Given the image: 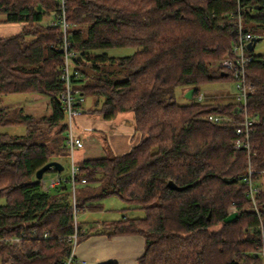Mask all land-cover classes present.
Wrapping results in <instances>:
<instances>
[{"label":"trees","instance_id":"trees-1","mask_svg":"<svg viewBox=\"0 0 264 264\" xmlns=\"http://www.w3.org/2000/svg\"><path fill=\"white\" fill-rule=\"evenodd\" d=\"M237 9L247 32L264 27V0H65L80 73L74 90L100 103L89 114L103 120L131 113L139 135L121 155L76 163L78 180H85L76 185V216L102 209L109 196L140 209L141 216L106 226L108 237L144 238L138 264L264 263L262 55L249 51L257 59L245 68L254 85L246 98L249 150L233 146L241 120L234 101L196 100L201 87L232 80L218 63L234 42ZM58 13V0H0L3 22L23 24L0 37V96L37 93L49 106L47 114L33 116L0 104V128L25 126L23 135L0 132V264H66L73 251L66 238L74 231L69 179L45 191L35 178L46 163L68 156ZM124 47L136 51L118 58L104 52ZM179 88L194 89L185 103L175 100ZM208 115L230 120L212 123ZM168 181L186 188L171 189ZM231 206L237 217L224 223ZM77 229V243L93 233L79 222Z\"/></svg>","mask_w":264,"mask_h":264},{"label":"rangeland","instance_id":"rangeland-1","mask_svg":"<svg viewBox=\"0 0 264 264\" xmlns=\"http://www.w3.org/2000/svg\"><path fill=\"white\" fill-rule=\"evenodd\" d=\"M52 19L51 15L45 16L44 22H49ZM23 27V26H22ZM249 31L253 35V38H258L259 40L254 44V48L252 50V54L264 55V27H252L248 26ZM20 25L18 23H6L3 22V16L0 15V37L11 36L14 35V31L18 30ZM10 29H14L13 32ZM16 34V33H15ZM136 51L134 47H124V48H112L105 50L104 52L114 58L125 57L132 55ZM236 85L233 80H228L225 82H216L212 84L205 85L200 88L199 94L203 95V101L213 102V101H224L226 99H231L234 101V96L236 94ZM206 98V99H205ZM211 99V100H208ZM175 100L177 103H185L187 102V98L185 97L184 89L179 88L175 91ZM198 100V96L197 99ZM200 101V100H199ZM95 99L92 97H87L84 99L83 109L87 110H99L101 107L100 103L98 105H94ZM0 104L6 105L8 107H21L24 109L25 113L39 116L43 114H47L49 112L48 106V98L44 95H40L37 93H22V94H10L0 96ZM91 112V111H87ZM84 116V115H83ZM81 116V117H83ZM85 116L89 117L90 120V129H83L79 125V118H77V126L80 131V137L84 139V148L87 151L88 157H97L100 155L114 154L110 149V143L107 139V135L112 133L114 130L117 132H122L118 129H123V131L128 132L133 130V120L131 113H126L117 117V119L108 121L103 120L100 115L97 113L85 114ZM124 118V120H122ZM93 120V121H92ZM96 123V125H95ZM0 132H5L10 135H23L25 133V126H6L0 128ZM131 136L130 147L133 143L139 140V135ZM119 136V135H117ZM134 139V140H132ZM120 152V151H119ZM118 152V153H119ZM84 156V150L74 152V160L76 162L80 161V158ZM86 157V154H85ZM53 161L59 162L63 166V170L61 171L60 176H67L68 168H69V160L67 157L65 158H57L53 159ZM55 174L52 172H47L44 174L45 180H48L50 177ZM5 202L3 197H0V205H3ZM102 209L100 211H95L92 213L79 212L76 216L77 222L81 223L83 227H94L95 222H99L103 224V222L107 220H119L122 217H139L142 215V211L140 209H136L133 206L126 204L117 196H109L101 200L100 202ZM236 211L235 207L231 206L228 209L229 213ZM85 221H88L87 223ZM97 229V227H96ZM264 235L262 236V239ZM249 264H256L253 262H249ZM259 264H264L261 261Z\"/></svg>","mask_w":264,"mask_h":264},{"label":"built area","instance_id":"built-area-1","mask_svg":"<svg viewBox=\"0 0 264 264\" xmlns=\"http://www.w3.org/2000/svg\"><path fill=\"white\" fill-rule=\"evenodd\" d=\"M60 13L57 14V20L55 25H58L61 30V49H62V65L59 72V81L62 84L63 90L60 93V101L62 104V110L65 114V144L68 149L69 168L67 178L69 179V193L71 206L74 214L73 227L74 231L71 235L66 236L67 241H70L72 248L77 245L78 232L77 219H76V185L78 183H85L84 179L78 180V165L74 160L75 150H81L84 148V141L80 137V131L77 126V118L89 114L82 108L84 98L73 88V80L80 77L79 71L75 66L76 53L71 48V42L69 38V24L65 18V0H58ZM232 18L235 22V38L231 45L227 55L223 57L218 67L231 75L232 80L236 85V94L233 97L234 102L238 105L236 109L241 113V120L239 121L235 129V139L233 146L236 150H249V136L252 126V119L249 117L247 111V95L254 90V85L246 80L245 68L253 60H256L252 54L249 53L248 45L253 39V35L244 28V22L240 10L232 13ZM260 61H264V55L259 58ZM203 95H198V100H202ZM207 120L212 123H220L222 121H229L227 116L208 115ZM251 171H249V174ZM65 179L59 175H54L48 180L43 177L41 179L42 189L47 191L59 185ZM248 183H250L248 177ZM248 195L252 197V192L249 191ZM18 241L17 238L12 239ZM261 258L264 257V249L261 251ZM72 261V253L67 259L66 264H70ZM263 261V260H262Z\"/></svg>","mask_w":264,"mask_h":264},{"label":"crops","instance_id":"crops-1","mask_svg":"<svg viewBox=\"0 0 264 264\" xmlns=\"http://www.w3.org/2000/svg\"><path fill=\"white\" fill-rule=\"evenodd\" d=\"M19 25L20 28L14 31L15 33L20 32V30L22 29L23 24ZM13 30L14 29H10L11 32H13ZM88 119L89 117L84 115L78 121L80 127L84 130L90 129L89 125L91 121ZM122 120H124V118H122ZM118 130H121L122 132H117L116 130H114L112 133L107 135L108 141L111 142L110 149L115 155H121L130 148V140L131 136H133L132 131L125 132L123 131V129ZM82 150H84V156L81 157L80 160L83 158H96L88 157L89 155H87V151H85V148H83ZM97 157H100V155ZM92 212L95 211H89L88 213ZM112 221L116 220L110 219L103 222V224L95 222V228L91 226L85 228L81 224V230L83 232L92 231L93 233L77 243V245L74 247L72 251V261L70 264H138V259L142 256L145 248L144 238L140 235H115L111 237L106 236V232L109 230L106 226ZM85 222L87 223L88 221Z\"/></svg>","mask_w":264,"mask_h":264},{"label":"water","instance_id":"water-1","mask_svg":"<svg viewBox=\"0 0 264 264\" xmlns=\"http://www.w3.org/2000/svg\"><path fill=\"white\" fill-rule=\"evenodd\" d=\"M258 38H253L251 43L248 45V50L252 51L254 48V44L258 41ZM226 75V73H224ZM222 75V74H221ZM194 92V89H190L185 93V97L187 99L191 98L192 94ZM63 166L57 162V161H50L46 163L44 166H42L39 170L36 171L35 173V178L37 180H41L43 175L47 172H52V171H62ZM167 186L171 189L174 190H184L186 187H178L176 186L173 182L168 181ZM237 217V213L234 211L232 213H229L228 216L224 219V223H230L232 222L235 218Z\"/></svg>","mask_w":264,"mask_h":264},{"label":"bare ground","instance_id":"bare-ground-1","mask_svg":"<svg viewBox=\"0 0 264 264\" xmlns=\"http://www.w3.org/2000/svg\"><path fill=\"white\" fill-rule=\"evenodd\" d=\"M41 181V180H40Z\"/></svg>","mask_w":264,"mask_h":264}]
</instances>
